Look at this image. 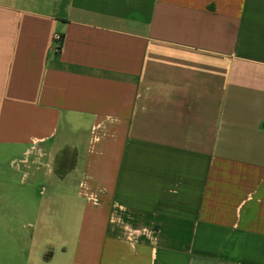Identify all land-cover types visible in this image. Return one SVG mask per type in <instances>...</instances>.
Wrapping results in <instances>:
<instances>
[{"label": "crops", "instance_id": "crops-1", "mask_svg": "<svg viewBox=\"0 0 264 264\" xmlns=\"http://www.w3.org/2000/svg\"><path fill=\"white\" fill-rule=\"evenodd\" d=\"M1 164L0 264H264V0H0Z\"/></svg>", "mask_w": 264, "mask_h": 264}, {"label": "rangeland", "instance_id": "rangeland-1", "mask_svg": "<svg viewBox=\"0 0 264 264\" xmlns=\"http://www.w3.org/2000/svg\"><path fill=\"white\" fill-rule=\"evenodd\" d=\"M11 171H12V167H11V164L10 165H7V164H1L0 165V178H2L3 176H5V175H7V174H10L11 173ZM20 176H22L21 174H18V173H16V177L18 178L17 179V183H16V188L15 189H11V191H19L20 189H23V186L21 187L20 185H19V181H20V179H19V177ZM3 188H4V186H3V183L1 182V180H0V193H2L3 192ZM0 203H1V200H0ZM0 209H1V206H0ZM1 216V215H0ZM1 218V217H0ZM28 234H30V233H28ZM1 249H3V248H1Z\"/></svg>", "mask_w": 264, "mask_h": 264}, {"label": "built area", "instance_id": "built-area-1", "mask_svg": "<svg viewBox=\"0 0 264 264\" xmlns=\"http://www.w3.org/2000/svg\"><path fill=\"white\" fill-rule=\"evenodd\" d=\"M54 42H55V49L56 51H60L62 47V42H63V36L60 34H56L54 36Z\"/></svg>", "mask_w": 264, "mask_h": 264}]
</instances>
